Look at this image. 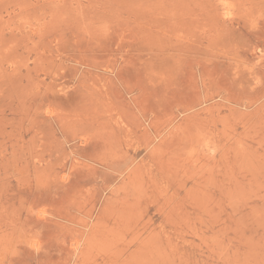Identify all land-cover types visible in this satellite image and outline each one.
Returning <instances> with one entry per match:
<instances>
[{"label": "rangeland", "instance_id": "1", "mask_svg": "<svg viewBox=\"0 0 264 264\" xmlns=\"http://www.w3.org/2000/svg\"><path fill=\"white\" fill-rule=\"evenodd\" d=\"M0 264H264V0H0Z\"/></svg>", "mask_w": 264, "mask_h": 264}]
</instances>
